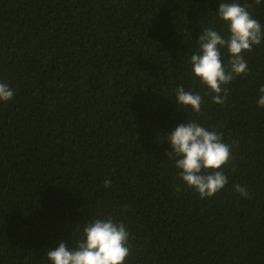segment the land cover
Wrapping results in <instances>:
<instances>
[{
	"label": "trees",
	"instance_id": "16d2710c",
	"mask_svg": "<svg viewBox=\"0 0 264 264\" xmlns=\"http://www.w3.org/2000/svg\"><path fill=\"white\" fill-rule=\"evenodd\" d=\"M220 2L233 0H0V82L15 93L0 101V264H52L49 248L109 215L130 234L125 264H264V41L223 104L190 64L203 29L228 36ZM236 2L264 25V0ZM178 86L199 113L177 106ZM189 121L232 146L228 183L204 199L168 157V131Z\"/></svg>",
	"mask_w": 264,
	"mask_h": 264
},
{
	"label": "clouds",
	"instance_id": "9594fccd",
	"mask_svg": "<svg viewBox=\"0 0 264 264\" xmlns=\"http://www.w3.org/2000/svg\"><path fill=\"white\" fill-rule=\"evenodd\" d=\"M254 2L260 5L261 0ZM250 7L236 0L220 2L216 12L227 25V38L209 27L203 29L197 39L199 50L190 58L192 73L210 92L215 93L211 97L214 103L223 104L226 86L237 76L248 74L244 52H251L254 46L264 41V25L253 18L248 10ZM225 47L229 53L228 68H225L221 56V49ZM259 92L257 104L264 107V85ZM14 94L8 84L0 82V101L8 102ZM176 101L177 106H190L196 113L201 111L203 103L199 93L185 91L182 86L176 88ZM167 141L172 149L168 157L175 159L180 179L201 199L214 196L228 183L223 168L233 159L232 146L223 142L221 133L189 121L168 131ZM103 183L108 188L111 180L106 179ZM234 188L241 196H248L245 187L237 184ZM129 235L124 222H117L109 215L106 219H95L86 224L83 238L76 242L75 247H68L67 242L61 241L58 247L49 248L46 255L52 264H125L131 254Z\"/></svg>",
	"mask_w": 264,
	"mask_h": 264
}]
</instances>
